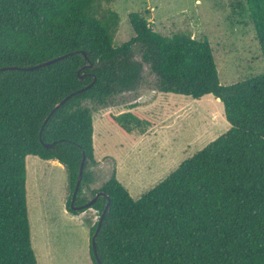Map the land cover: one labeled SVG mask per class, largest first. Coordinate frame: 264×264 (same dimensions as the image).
Returning a JSON list of instances; mask_svg holds the SVG:
<instances>
[{"label": "trees", "instance_id": "1", "mask_svg": "<svg viewBox=\"0 0 264 264\" xmlns=\"http://www.w3.org/2000/svg\"><path fill=\"white\" fill-rule=\"evenodd\" d=\"M104 1L110 0H0V67H16L0 71V264H38L28 211L29 155L65 166L68 211H97L90 243L94 264L99 262L92 237L108 199L95 239L102 264H264V72L222 84L210 41L187 32L162 34L137 11L129 13L134 36L115 46L120 16L105 9ZM246 5L264 58V0ZM135 44L142 46L141 60ZM64 54L55 63L26 69ZM145 64L160 92L194 99L213 94L231 126L137 199L115 170L92 189V167L99 162L93 109L86 102L107 107L136 90ZM109 118L125 134L150 122L139 111ZM83 153L75 205L105 195L75 210L71 202Z\"/></svg>", "mask_w": 264, "mask_h": 264}, {"label": "rangeland", "instance_id": "2", "mask_svg": "<svg viewBox=\"0 0 264 264\" xmlns=\"http://www.w3.org/2000/svg\"><path fill=\"white\" fill-rule=\"evenodd\" d=\"M103 7L112 8L120 16L113 36L115 46L134 36L129 13L137 11L162 34L187 32L210 41L222 84L264 72V58L246 0H110L104 1ZM133 51L141 60V44H135ZM86 104L93 109L96 158H107L111 170L115 169L117 178L135 199L231 126L223 102L213 94L194 99L160 92L157 77L147 64L136 90L116 96L107 107ZM127 111H139L150 122L125 134L109 115ZM52 161L29 155L26 162L28 211L38 264H89L85 237L88 219L65 213L67 171ZM85 193L90 197L86 189ZM87 211L97 221V211Z\"/></svg>", "mask_w": 264, "mask_h": 264}, {"label": "water", "instance_id": "3", "mask_svg": "<svg viewBox=\"0 0 264 264\" xmlns=\"http://www.w3.org/2000/svg\"><path fill=\"white\" fill-rule=\"evenodd\" d=\"M67 57V54H64V55H60V56H57L55 58H52V59H49V60H46L44 62H41V63H38L36 65H33V66H29L27 67L26 69H29V70H32V69H36V68H39V67H44V66H47L49 64H52V63H55L59 60H62L64 58ZM13 68H16L15 66H6V67H0V71L1 70H9V69H13ZM96 81V78L90 83L88 84L86 87L80 89V90H77V91H74L72 92L71 94H69L68 96H66L64 99H62L56 106L55 108L51 111V114H54L56 112V110L61 106L63 105L71 96L79 93L80 91H84L85 89L87 88H90L94 82ZM49 117H47L48 119ZM46 119V121H47ZM44 145L46 147H50L52 145H54V143H44ZM87 160V155L86 153H83V157H82V161H81V164H80V169H79V177H78V180H77V184H76V187H75V190H74V193H73V196H72V202H71V206L72 208H74L75 210H80V209H83V208H89L91 207L95 202L96 200L98 199V197L100 195H105L104 192H99L97 193L93 198H91L89 201H87L86 203L82 204V205H75V200H76V197H77V193L79 191V188H80V184H81V180H82V177H83V172H84V167H85V162ZM110 177V175H109ZM111 204V200L108 199V202L106 204V207L104 208L103 210V213L101 214L100 218H99V221H98V225H97V229H96V232L94 233L93 237H92V245H93V249H94V254L96 256V259L98 260L99 264H102L100 261H99V257L97 255V249H96V245H95V239H96V235L98 234V232L100 231L101 229V226H102V223H103V220H104V217H105V214L109 208Z\"/></svg>", "mask_w": 264, "mask_h": 264}, {"label": "crops", "instance_id": "4", "mask_svg": "<svg viewBox=\"0 0 264 264\" xmlns=\"http://www.w3.org/2000/svg\"><path fill=\"white\" fill-rule=\"evenodd\" d=\"M96 157V156H95ZM97 161L99 162L98 165L93 166L92 169L96 174V180L94 183L91 184V188L92 189H99L109 178V175H111V164L108 162L107 158L103 160L96 158ZM113 159H111L112 161ZM55 164H58L61 167H64V165L59 162V160H53L52 161ZM39 165V164H38ZM115 170V169H113ZM104 173V174H103ZM67 199V198H66ZM65 207H66V203H65ZM65 213L69 214L71 217L74 218V216L80 217L81 218H86L88 219V225L87 228L85 229L86 231V245H87V250H86V258L87 260H89V264H93L92 258H91V252H90V243H91V227L93 226V224L96 222L93 213L90 214L88 213V211H84L81 213H78L79 215H72L71 213H69L67 211V208L65 209ZM66 260V258L64 259V261ZM63 261V262H64Z\"/></svg>", "mask_w": 264, "mask_h": 264}]
</instances>
